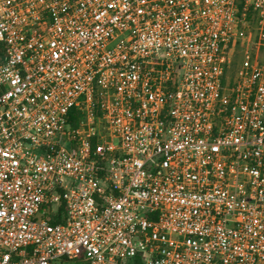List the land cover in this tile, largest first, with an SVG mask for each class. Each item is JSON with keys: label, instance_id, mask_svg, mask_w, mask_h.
Listing matches in <instances>:
<instances>
[{"label": "built area", "instance_id": "1", "mask_svg": "<svg viewBox=\"0 0 264 264\" xmlns=\"http://www.w3.org/2000/svg\"><path fill=\"white\" fill-rule=\"evenodd\" d=\"M69 262L264 264V0H0V264Z\"/></svg>", "mask_w": 264, "mask_h": 264}, {"label": "rangeland", "instance_id": "2", "mask_svg": "<svg viewBox=\"0 0 264 264\" xmlns=\"http://www.w3.org/2000/svg\"><path fill=\"white\" fill-rule=\"evenodd\" d=\"M237 62H238V60H236ZM67 264H76V263H74V262H69V263H67Z\"/></svg>", "mask_w": 264, "mask_h": 264}]
</instances>
